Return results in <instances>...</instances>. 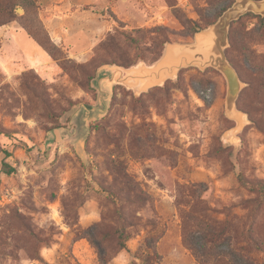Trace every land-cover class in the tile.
<instances>
[{"label": "rangeland", "instance_id": "obj_1", "mask_svg": "<svg viewBox=\"0 0 264 264\" xmlns=\"http://www.w3.org/2000/svg\"><path fill=\"white\" fill-rule=\"evenodd\" d=\"M7 1L0 10L24 15ZM75 1L51 35L39 0L0 26L26 21L53 50L23 32L31 56L0 33V264H100V253L107 264H232L228 242L264 263L243 236L251 216L264 242V208L255 215L237 182L264 180V86L241 80L246 121L233 134L214 69L185 68L145 92L118 82L234 0ZM230 31L228 55L264 82V22L246 15Z\"/></svg>", "mask_w": 264, "mask_h": 264}, {"label": "water", "instance_id": "obj_2", "mask_svg": "<svg viewBox=\"0 0 264 264\" xmlns=\"http://www.w3.org/2000/svg\"><path fill=\"white\" fill-rule=\"evenodd\" d=\"M247 13L264 18V0H234L213 24L195 33L192 42L167 43L162 56L152 66H138L125 70L126 76L120 78L118 82L138 92H145L177 76L182 69L189 67H196L201 71L207 68L214 69L225 79L224 114L227 119L235 122L231 132L238 134L246 121V114L237 108V100L245 84L227 58L226 49L229 47L231 24ZM103 70L112 71L110 66ZM98 105H102L101 100L98 101Z\"/></svg>", "mask_w": 264, "mask_h": 264}, {"label": "trees", "instance_id": "obj_3", "mask_svg": "<svg viewBox=\"0 0 264 264\" xmlns=\"http://www.w3.org/2000/svg\"><path fill=\"white\" fill-rule=\"evenodd\" d=\"M7 3H9V0L7 1ZM232 3L233 2L229 3L224 8L220 9L219 15H221L222 12H224ZM16 5L20 6L23 9L24 15L18 17L14 12V8H10L9 7L10 4H7L4 11L0 10V14H5L7 16L6 18H8V21L0 23V26L6 25V24H8L12 21L18 20V19L22 20L25 15L35 14V13H37V10H38L34 0H18V3ZM246 15H252L254 18H257L260 22H264L263 17L254 15L252 13H247ZM246 15H244V16H246ZM244 16H242V17H244ZM236 22H233L231 24L230 29L232 28V26ZM26 23H27L26 21L25 22L21 21L20 25H21L22 29L25 30L28 37H30L31 39H34L35 42L39 43L41 46H43L45 49L49 50L52 53L53 50L49 47V44H48L49 42H47V40L44 38L43 32L41 31V37L36 36L35 33L33 32L32 28L27 27L28 25H26ZM230 32H229V39H230ZM226 55H227V58L229 59L230 63L234 66V68L238 72L240 79L242 81H244L248 87L264 86V82L262 79H259V78H253L252 79L251 77H249V74L246 71V69L244 68L243 63L241 64V66H239L238 63L228 55V49L226 50ZM240 63H241V61H240ZM242 94L243 93L241 92L239 95V98L237 100L238 108H240L238 101H239L240 97L242 96ZM60 128L67 129L65 126L60 127ZM9 156L10 155H6L7 158ZM14 172H15V168L12 167L8 162H6V159L3 160V162H2V173L5 175H10V174H13ZM237 182L241 188H243L247 192L255 195L254 205H253L252 210H253V213L256 215L257 213L260 212L261 209L264 208V180L252 181V180L245 178L241 173H239L238 177H237ZM256 226H257V222L255 221V219L254 218L252 219L251 216H248V221H247L246 227L243 231V233H244L243 236L247 242L246 246H252L254 249H256L258 251H262L264 253V242L261 241L259 238H257L254 234V230H256ZM231 246L232 245L228 242L227 249H229V251H230L229 252V258H230L232 264H257L249 255L247 247H239V248L234 249ZM99 263L100 264H107L106 259L104 258V256L101 253L99 254ZM262 264H264V263H262Z\"/></svg>", "mask_w": 264, "mask_h": 264}, {"label": "crops", "instance_id": "obj_4", "mask_svg": "<svg viewBox=\"0 0 264 264\" xmlns=\"http://www.w3.org/2000/svg\"><path fill=\"white\" fill-rule=\"evenodd\" d=\"M39 1L41 7L43 8V11L45 10V12L41 13L40 16L45 28L47 29L50 35H51V27H52L51 23L54 22L55 19L54 17L63 18L62 14L65 13L66 9L70 10L75 5H77V2L75 0H39ZM56 11L60 14L58 15ZM23 32L25 31H23L20 28H14L13 26H9L8 29H0V33H4L5 37L6 36L8 37L7 40L12 41L13 48L16 47L17 49H23L24 47V49H32L31 56H34V53H38L36 49H34V43L28 40L23 34ZM37 59H41V57L39 56Z\"/></svg>", "mask_w": 264, "mask_h": 264}]
</instances>
